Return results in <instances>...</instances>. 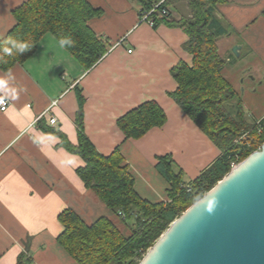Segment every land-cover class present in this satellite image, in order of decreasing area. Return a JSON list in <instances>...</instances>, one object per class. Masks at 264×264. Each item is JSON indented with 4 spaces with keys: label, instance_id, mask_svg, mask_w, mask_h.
Returning <instances> with one entry per match:
<instances>
[{
    "label": "crops",
    "instance_id": "1",
    "mask_svg": "<svg viewBox=\"0 0 264 264\" xmlns=\"http://www.w3.org/2000/svg\"><path fill=\"white\" fill-rule=\"evenodd\" d=\"M26 1L0 0V39L16 25L12 12ZM88 1L103 11L90 21L91 28L110 43L94 68L86 71L47 34L25 64L9 73L0 69V94L11 102L6 112L0 111V264H17L25 250L32 264H76L58 243L64 231L58 217L64 210L75 211L89 225L102 217L117 220L77 175L85 166L82 158L59 147L58 137L38 129L39 120L45 119L78 143L75 87L86 99V136L104 156L120 148L136 192L151 203L169 201V185L156 169L159 157L172 156L188 182L222 155L170 97L178 88L171 70L181 61L192 65V56L183 49L188 40L184 31L150 26L128 0ZM184 4L187 9L182 2L171 10L174 18L180 19ZM218 11L242 40V54L248 46L256 55L264 78V0H226ZM54 101L58 104L50 113L58 123L51 126L46 112ZM149 101L164 110L166 124L139 140H126L117 121ZM247 115L253 122L264 117Z\"/></svg>",
    "mask_w": 264,
    "mask_h": 264
},
{
    "label": "trees",
    "instance_id": "2",
    "mask_svg": "<svg viewBox=\"0 0 264 264\" xmlns=\"http://www.w3.org/2000/svg\"><path fill=\"white\" fill-rule=\"evenodd\" d=\"M128 1L139 7L143 18L163 0ZM182 2L189 13L176 19L171 10ZM224 3L226 0H165L151 15L154 28L166 25L181 29L188 36L183 49L192 56V65L181 61L171 70L178 88L170 97L222 153L197 179L188 182L172 156L159 157L156 169L169 185L168 202L151 203L139 196L135 178L119 147L109 156L99 153L85 134L86 99L79 87H75L79 106L76 145L65 133L48 126L45 119L39 120L38 129L58 137L59 147L82 158L85 166L77 169V175L117 219L102 217L89 225L71 209L59 215L64 231L58 243L76 264H139L170 225L232 171L233 163L240 164L264 144V117L248 122L240 95L224 76L228 62L221 56L217 42L234 33L218 11V5ZM12 14L16 25L0 39V69L5 73L32 58L47 34L59 43L63 40L62 47L86 71L109 51L108 40L90 26V21L100 18L103 11L95 9L88 0H27ZM10 40L29 47L20 50L15 44H8ZM166 122L161 106L149 101L121 117L117 126L126 140H139ZM31 262L25 253L17 260V264Z\"/></svg>",
    "mask_w": 264,
    "mask_h": 264
},
{
    "label": "water",
    "instance_id": "3",
    "mask_svg": "<svg viewBox=\"0 0 264 264\" xmlns=\"http://www.w3.org/2000/svg\"><path fill=\"white\" fill-rule=\"evenodd\" d=\"M242 48H233L236 58ZM139 264H264V144L176 219Z\"/></svg>",
    "mask_w": 264,
    "mask_h": 264
},
{
    "label": "rangeland",
    "instance_id": "4",
    "mask_svg": "<svg viewBox=\"0 0 264 264\" xmlns=\"http://www.w3.org/2000/svg\"><path fill=\"white\" fill-rule=\"evenodd\" d=\"M134 6L137 8L135 3ZM182 6L183 9L180 7L182 9L180 10V17L189 13L185 4ZM229 34L231 35L220 37L217 42L221 56L228 62L225 67L224 76L233 84L240 95L241 103L246 113H251L254 117L262 116L264 114V78L262 77L261 64L256 55L250 53L248 46H245L241 58H236L233 54V48L241 45L242 40L235 34V31ZM247 69L251 72L246 73L244 78H242L240 73L245 72ZM254 78L255 80H253ZM247 119L249 123H253V119L250 116ZM133 222L130 223L133 224ZM25 254L28 257L32 256L26 250Z\"/></svg>",
    "mask_w": 264,
    "mask_h": 264
},
{
    "label": "built area",
    "instance_id": "5",
    "mask_svg": "<svg viewBox=\"0 0 264 264\" xmlns=\"http://www.w3.org/2000/svg\"><path fill=\"white\" fill-rule=\"evenodd\" d=\"M165 0L161 1L159 4L155 5L154 8L150 11L147 12L142 20L143 22L148 23L150 26L154 27V21L153 19H151V15L158 10V8L164 3ZM167 11H163V14H166ZM130 53L132 51H129ZM58 102L54 101L51 104V107L47 110L46 114L49 117V122L51 126H55L58 123V120L55 116L51 115V109L55 108L57 106ZM11 107V102L10 100L4 95V94H0V111L2 112H6L9 108ZM238 164L233 163V168H235ZM186 189H188L190 191V188L187 186Z\"/></svg>",
    "mask_w": 264,
    "mask_h": 264
},
{
    "label": "clouds",
    "instance_id": "6",
    "mask_svg": "<svg viewBox=\"0 0 264 264\" xmlns=\"http://www.w3.org/2000/svg\"><path fill=\"white\" fill-rule=\"evenodd\" d=\"M7 43H8V44H9V43H11V44H15L20 50H25V49H28V47H29L27 44H24V43H17L16 41H11V40L8 41ZM63 43H64V41L61 40V41H60L61 46L63 45ZM4 51L7 52V51H8V48L5 47V48H4Z\"/></svg>",
    "mask_w": 264,
    "mask_h": 264
}]
</instances>
